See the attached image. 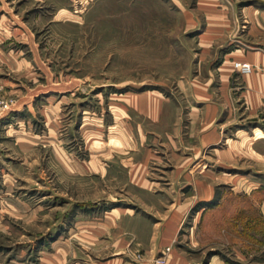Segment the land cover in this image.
I'll list each match as a JSON object with an SVG mask.
<instances>
[{
    "label": "rangeland",
    "instance_id": "obj_1",
    "mask_svg": "<svg viewBox=\"0 0 264 264\" xmlns=\"http://www.w3.org/2000/svg\"><path fill=\"white\" fill-rule=\"evenodd\" d=\"M235 51L264 0H0V264H264Z\"/></svg>",
    "mask_w": 264,
    "mask_h": 264
},
{
    "label": "crops",
    "instance_id": "obj_2",
    "mask_svg": "<svg viewBox=\"0 0 264 264\" xmlns=\"http://www.w3.org/2000/svg\"><path fill=\"white\" fill-rule=\"evenodd\" d=\"M227 61L231 62L230 59H232L233 62L242 61V62H248L253 66L252 71L249 74L242 75V88L244 89L241 92V97L243 98V101L241 104L244 106V111L247 112L246 118L249 117H256L258 113L261 112V105L264 95V72L261 71V68H264V54L262 52H230L226 55ZM259 68V69H258ZM232 70H229V73ZM156 106V105H155ZM135 107L139 111H143L145 115L152 116L155 115L157 108L152 107V104L150 105V102L146 100V98H139L137 100V103L135 104ZM208 110L215 112V104H207ZM153 111V112H152ZM259 122L264 121V116L258 120ZM257 121V122H258ZM255 129H258L260 132L262 130L258 127ZM254 129V130H255ZM264 133V132H262ZM200 142L203 143V140H208L206 144H214L215 143V131L208 130L205 133L201 135Z\"/></svg>",
    "mask_w": 264,
    "mask_h": 264
},
{
    "label": "built area",
    "instance_id": "obj_3",
    "mask_svg": "<svg viewBox=\"0 0 264 264\" xmlns=\"http://www.w3.org/2000/svg\"><path fill=\"white\" fill-rule=\"evenodd\" d=\"M233 65L236 71L241 75L249 74L253 69V66L248 62L237 61L234 62ZM262 71L264 72V68H262ZM263 106H264V97H263Z\"/></svg>",
    "mask_w": 264,
    "mask_h": 264
}]
</instances>
